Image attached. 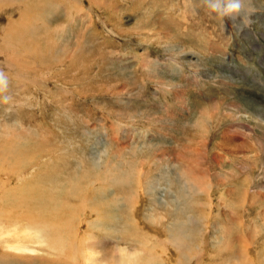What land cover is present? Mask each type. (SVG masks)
Wrapping results in <instances>:
<instances>
[{
    "label": "rangeland",
    "instance_id": "rangeland-1",
    "mask_svg": "<svg viewBox=\"0 0 264 264\" xmlns=\"http://www.w3.org/2000/svg\"><path fill=\"white\" fill-rule=\"evenodd\" d=\"M0 73V198L27 185L46 236L75 219L97 262L264 264V0L233 19L208 0H0ZM77 189L107 214L71 198L53 217ZM67 244L19 264H64Z\"/></svg>",
    "mask_w": 264,
    "mask_h": 264
},
{
    "label": "bare ground",
    "instance_id": "bare-ground-1",
    "mask_svg": "<svg viewBox=\"0 0 264 264\" xmlns=\"http://www.w3.org/2000/svg\"><path fill=\"white\" fill-rule=\"evenodd\" d=\"M12 35H13V32H12ZM23 165L25 164L23 163ZM2 170L4 171L7 170V166L6 168L5 166L4 167L2 166ZM15 176H17V174ZM22 177L26 178V175H23ZM15 181H19L18 177L14 178L13 182ZM195 182L196 184H198L197 183L198 181L195 180ZM23 184H26V183H23ZM61 191L62 192H60V198H58L54 203L51 202L50 207L48 209L51 215L55 218L56 217L59 218L61 216L62 208H66L68 210V216L72 218V212L76 209V207L72 205L71 206L68 205L69 203L68 200L69 199L71 200V198L74 201H78V203H80V206L82 203L90 204L88 202L89 198H88L87 192L81 193L80 190L77 189V190H73L72 194L70 195L64 192V190H61ZM46 194L53 195V192L48 191L46 192ZM35 197L36 199L43 198L44 192L41 189H38V191H36L35 193ZM89 197L91 198V196ZM2 200H4L7 203V205L3 211H0V257L2 260L0 264H19V262L23 261L22 259L33 258L30 256V253L35 254L39 252H46L48 255H51L52 251H57L59 247L61 248L67 247L68 245L67 242L71 243L73 240L78 242V245L81 247V250L80 252L73 255L71 258H69L68 261L64 262V264H131L129 260L126 261L125 255L124 256L119 255L120 257L118 258L117 261H116L117 259L116 258L115 262H113V259H110L109 260L110 262H107V263L105 261L97 262L96 261L97 259L93 258L95 255V252L92 250V248L84 245V242H85L84 237L82 236L83 240H81L82 238L80 239L79 236H76V232L74 233L73 229L76 230L75 219L65 220L62 224L57 226L55 228V231H56L55 238L46 236L44 228L39 227L41 223V216H40L37 200L31 201L28 198V186L27 185L20 186L19 188L15 190L7 191V192L4 191L2 194V197L0 198L1 204H2ZM76 206L78 208L77 204ZM89 206L91 208L90 211H92V213L97 212L99 216H105L107 212L109 211L108 207H100L97 203L90 204ZM81 207L83 209V206ZM247 240L248 239H246V242ZM83 246H85L84 249H82ZM43 247H45V250L41 249ZM242 248L243 249L245 248V252L243 255L246 256V259H247L249 256L248 255L249 246L246 245L245 247L243 246ZM66 252H68V254H73L70 252V249H67ZM251 262L249 264H251ZM142 263H143V260L136 262L135 264H142ZM59 264H63V263H59ZM148 264H150V262ZM152 264H156V263L152 262ZM236 264L238 263L236 262Z\"/></svg>",
    "mask_w": 264,
    "mask_h": 264
},
{
    "label": "clouds",
    "instance_id": "clouds-1",
    "mask_svg": "<svg viewBox=\"0 0 264 264\" xmlns=\"http://www.w3.org/2000/svg\"><path fill=\"white\" fill-rule=\"evenodd\" d=\"M210 9L220 17L233 19L242 11V0H208ZM4 82V76L0 73V83Z\"/></svg>",
    "mask_w": 264,
    "mask_h": 264
}]
</instances>
